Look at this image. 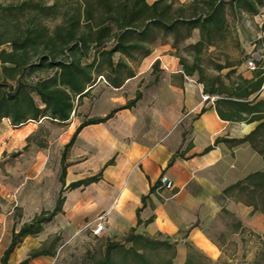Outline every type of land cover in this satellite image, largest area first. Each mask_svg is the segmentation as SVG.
<instances>
[{
    "label": "trees",
    "instance_id": "trees-1",
    "mask_svg": "<svg viewBox=\"0 0 264 264\" xmlns=\"http://www.w3.org/2000/svg\"><path fill=\"white\" fill-rule=\"evenodd\" d=\"M175 0H51L34 2L23 0L19 10L29 9L32 19L23 27L12 25L11 21L0 22V29L10 33L0 45L7 42L9 50L0 49V120L7 118L14 126L47 118L58 122L70 119L75 101L86 96L105 77L112 87H120L125 79L133 76V70L123 58L145 57L151 51L152 43L159 33L171 35L174 41L191 36L198 29L199 38L189 45L193 51V62L188 65L179 57V63L186 75L199 74L203 92L213 100L218 116L229 121H259L256 127L241 138H222L219 141L239 145L248 142L264 160V99L259 98L264 87L262 59L252 69V77L237 74L230 77L234 68L219 72L212 77H204L199 66L201 53L209 46L224 39L228 30L227 10L233 13L257 14L264 6V0H188L178 3ZM4 19V17H2ZM45 18L57 19L52 29L42 21ZM259 30L264 33V22ZM260 41H264V35ZM35 59L30 60V54ZM118 54V58L114 56ZM8 64V65H7ZM157 62L153 63L156 68ZM233 64H218L221 71ZM44 73L36 79L33 74ZM38 97L39 103L35 100ZM136 91L132 99L124 105L111 109L104 116L88 117L81 121L63 145L60 155L59 181L61 187L51 209L41 210L17 230H12L9 244L3 250L0 264H8L10 254L27 235L35 236L45 223L62 212L65 201L64 191L86 186L101 178L105 167L112 164L106 161L99 172L65 183L68 163L67 153L78 133L87 125L105 122L123 108H129L140 99ZM184 139V134H183ZM213 145L204 148L209 151ZM179 156L175 153L169 165ZM223 194H235L245 204L264 214V168L247 174L243 179L225 187ZM146 196H142L144 202ZM138 214V210H137ZM140 222V219L137 220ZM259 259L264 261V239ZM175 243L160 233L149 236L137 233L131 228L123 237H106L103 256L95 264H178L175 258ZM41 255H54L51 248L38 247L30 250L17 264H28ZM182 264H211V260L198 250L189 247Z\"/></svg>",
    "mask_w": 264,
    "mask_h": 264
},
{
    "label": "crops",
    "instance_id": "crops-1",
    "mask_svg": "<svg viewBox=\"0 0 264 264\" xmlns=\"http://www.w3.org/2000/svg\"><path fill=\"white\" fill-rule=\"evenodd\" d=\"M261 42L264 48V41ZM170 50L169 43L151 46L142 67L125 79L121 89L137 85L157 62L160 75L142 91L133 106L116 111L105 122L87 125L78 133L81 143L86 144L83 148L99 150L100 155L89 158L92 162H103L107 156L102 155L110 153L115 154V159L98 181L81 187L73 201L65 196L62 212L57 215H76L87 218L90 224V219L96 220L103 214L105 229L101 234L109 238H121L131 228L149 236L160 233L175 243L174 261L178 264L185 261L189 247L203 253L212 263L254 264L262 249L264 214L222 190L247 174L262 170L264 160L248 142H214L218 137L241 138L259 121L221 119L214 107L215 96L202 99V83L183 72ZM261 59L263 62L264 53ZM252 69L242 75L252 77ZM259 98L264 99V87ZM117 103L124 105L125 100L118 98ZM209 145L213 147L203 153ZM177 152L179 156L169 165ZM161 174L173 181V189L161 186ZM56 196L31 198V215L52 208ZM142 196H146L144 202ZM30 237L35 236L27 235L22 241ZM10 238L11 233L6 246ZM39 246L37 242L33 245ZM241 249H245L244 254L238 255ZM18 257L13 253L11 262L17 264ZM28 264H55V260L53 256L41 255Z\"/></svg>",
    "mask_w": 264,
    "mask_h": 264
},
{
    "label": "rangeland",
    "instance_id": "rangeland-1",
    "mask_svg": "<svg viewBox=\"0 0 264 264\" xmlns=\"http://www.w3.org/2000/svg\"><path fill=\"white\" fill-rule=\"evenodd\" d=\"M32 1L51 3V0ZM22 2L23 0H0V22L6 19L18 28L27 24L32 19V13L29 9L19 10L18 6ZM178 3L175 0V8ZM263 21L264 6L254 15L247 12L233 13L227 10L228 30L224 39L219 41L216 46H209L200 55L199 66L203 76L209 78L219 72H228L229 68L218 71L216 66L231 62L235 66L234 72L231 73L229 78L223 77L224 82L228 83L237 74L249 71L248 59H252L254 64H257L264 53L259 32V25ZM42 22L49 29H52L56 23L60 22V18H45ZM0 33L2 39L10 36V33H6L2 29H0ZM198 38V29L192 30L189 38L179 39L177 42L173 40L171 35L163 36L159 33V37L151 46L154 47L159 43H169L172 48L170 53L177 57L178 61L179 57H182L188 65H191L193 51L189 45ZM9 47L10 45L7 42L0 45V49L9 50ZM35 58V54L31 53L29 61ZM114 58L117 59L118 54ZM123 59L128 62L134 71L142 67L143 57L140 55L134 59ZM158 70L153 68L149 75L147 73L143 74V78L137 82V85L133 83L122 89L120 87L124 83L120 87H112L106 83L105 77H99L88 94L75 101L74 110L70 119L66 122H58L45 117L14 126L7 118L0 120V257L6 248L8 236L12 230L18 229L22 223L33 217L31 214L34 210L30 209L29 200L38 195L42 198L58 195L61 187L59 181L61 151L77 125L86 118L93 117L92 115L107 114L111 108L121 106L122 104L117 103L118 98H123L126 103L129 100L128 98L132 99L135 96L136 91H140L142 94V91L152 83V80L160 75ZM43 75L45 74L42 72L33 74L31 79ZM192 77L194 81L199 82L197 72H194ZM35 100L39 103L38 97L35 96ZM83 145L86 144L81 143L79 135H77L67 153L66 184L90 176V174H96L101 170L104 163L110 159L112 163L114 162L115 154L111 153L102 155V157L107 156L103 162L101 159L92 162L89 158L100 155L99 150L97 149L96 152L91 147L83 148ZM108 166L103 169L101 177ZM81 187L66 190L64 195L66 197L69 195L70 201H73L77 193L82 190ZM226 219L230 220L228 216ZM83 220H86V223H83ZM87 221V218H79L76 215H56L50 222L43 224L38 235L25 239V242L21 241L18 249L16 248L10 254L8 264H13L11 262L13 253H16L17 257L19 256L18 261L25 258L27 253L34 249L35 242L40 243L42 247H52L55 264H95L103 256L106 237L104 234L92 235L90 228L96 220L94 218L90 219V224H87ZM215 226L217 230H220L219 225L215 224ZM174 248L176 256V246ZM232 248L233 245L231 250H233ZM22 250H25L24 253L21 252ZM244 251L245 249L239 250L238 255H243ZM259 262L264 264L263 260ZM211 264L220 263L211 262Z\"/></svg>",
    "mask_w": 264,
    "mask_h": 264
},
{
    "label": "built area",
    "instance_id": "built-area-1",
    "mask_svg": "<svg viewBox=\"0 0 264 264\" xmlns=\"http://www.w3.org/2000/svg\"><path fill=\"white\" fill-rule=\"evenodd\" d=\"M247 66L251 69L254 68L255 64L252 59L247 60ZM207 98H209L207 94L202 95L203 100ZM211 99H213V97H211ZM159 181H160L161 186L165 189L174 188L173 181L166 174H161V176L159 177ZM104 229H105L104 215L101 214L97 216L94 225L90 228V231L92 235L99 236L103 232Z\"/></svg>",
    "mask_w": 264,
    "mask_h": 264
}]
</instances>
